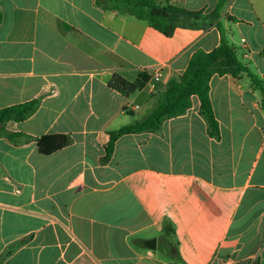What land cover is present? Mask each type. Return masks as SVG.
Wrapping results in <instances>:
<instances>
[{
    "label": "crops",
    "instance_id": "obj_1",
    "mask_svg": "<svg viewBox=\"0 0 264 264\" xmlns=\"http://www.w3.org/2000/svg\"><path fill=\"white\" fill-rule=\"evenodd\" d=\"M217 1L157 0L195 12L165 35L98 0H0V108L38 100L0 126V264H264V110L245 75L209 80L217 133L192 95L104 160L108 131L142 118L196 50L219 45L218 23L264 78V17L240 0L214 17ZM157 68L154 92L109 85ZM46 134L71 142L42 154Z\"/></svg>",
    "mask_w": 264,
    "mask_h": 264
},
{
    "label": "trees",
    "instance_id": "obj_2",
    "mask_svg": "<svg viewBox=\"0 0 264 264\" xmlns=\"http://www.w3.org/2000/svg\"><path fill=\"white\" fill-rule=\"evenodd\" d=\"M106 10H117L134 16L165 35L172 33L177 25L180 16L195 14L183 8L167 4L160 6L157 0H98L97 2ZM224 0H218L212 15L218 16ZM2 14L0 10V22ZM221 39L215 48L204 51L196 50L190 57L187 66L181 73L178 80H170L164 91L148 109L146 114L134 120L130 124L122 125L117 129L108 131V141L105 145L104 160L108 159L113 151L115 140L126 133L155 131L166 118L183 114L191 105V96L196 95L199 100L200 114L206 119L211 133H217V122L214 118L210 98L209 80L213 74L228 73L234 77L245 75L250 80L253 88L259 91L261 108L264 110V78L254 73L245 62L237 55L236 48L229 43L224 36L220 23L217 24ZM149 75L142 72L134 81L130 82L122 76L115 74L109 85L129 95L143 88ZM38 100L33 99L23 103L0 108V126L9 120L20 121L30 116L37 108ZM3 133L11 137L10 132L3 130ZM71 138L65 134H46L37 141L38 150L42 154H50L63 146L68 145ZM173 228L169 223L164 224L162 237L166 241L173 235ZM172 257L177 258V253L172 248Z\"/></svg>",
    "mask_w": 264,
    "mask_h": 264
},
{
    "label": "built area",
    "instance_id": "obj_3",
    "mask_svg": "<svg viewBox=\"0 0 264 264\" xmlns=\"http://www.w3.org/2000/svg\"><path fill=\"white\" fill-rule=\"evenodd\" d=\"M160 80H161V70L157 68L153 70V72L151 73L149 79L147 80L144 86L148 91L154 92L156 91L157 84L160 82Z\"/></svg>",
    "mask_w": 264,
    "mask_h": 264
},
{
    "label": "rangeland",
    "instance_id": "obj_4",
    "mask_svg": "<svg viewBox=\"0 0 264 264\" xmlns=\"http://www.w3.org/2000/svg\"><path fill=\"white\" fill-rule=\"evenodd\" d=\"M240 1L249 2L250 5L254 6V8L264 17V0H240ZM235 34L237 37V35H238L237 32ZM146 107H147V105L143 104L141 109L137 110L135 115L139 116V117H140V115H143V113H144L143 111L145 110ZM139 112H140V114H139Z\"/></svg>",
    "mask_w": 264,
    "mask_h": 264
},
{
    "label": "water",
    "instance_id": "obj_5",
    "mask_svg": "<svg viewBox=\"0 0 264 264\" xmlns=\"http://www.w3.org/2000/svg\"><path fill=\"white\" fill-rule=\"evenodd\" d=\"M155 243H156V239L155 238H152V239H149L145 242V245L149 248V249H152L154 250L155 249Z\"/></svg>",
    "mask_w": 264,
    "mask_h": 264
}]
</instances>
